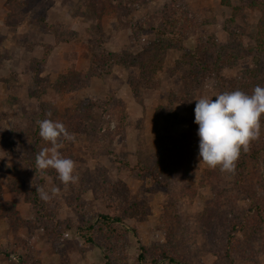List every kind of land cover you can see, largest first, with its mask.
<instances>
[{
  "label": "rangeland",
  "instance_id": "obj_1",
  "mask_svg": "<svg viewBox=\"0 0 264 264\" xmlns=\"http://www.w3.org/2000/svg\"><path fill=\"white\" fill-rule=\"evenodd\" d=\"M169 1L150 0L135 7L130 19L143 21ZM179 3L195 15L196 23L181 48L167 51L163 67L149 77L154 84L146 87L137 62L139 53L154 39L153 32L139 35L122 26L110 7L101 14L95 12L89 0H30L26 7L0 0V264H135L142 246L177 248L189 264L218 262L217 251L222 247L217 250L216 242L223 246L224 241L218 229L203 225L202 217L213 199L238 194V170L227 173L217 167L211 173L201 160L192 159L187 173L167 166L158 170L159 184L140 179L124 163L154 166L167 153H183L179 142L186 147L185 153L198 152L199 142L187 138L188 127L182 119L191 116L198 98L215 99L219 87L215 76L203 81L187 78L194 60L191 53L198 40L209 34L226 44L225 25L236 32L242 50L255 46L261 14L242 6L241 17L233 21V9L241 0H231L230 5L221 0ZM41 16L53 26L37 23ZM102 47L128 53L130 59L112 64L102 78L90 76L93 56ZM256 60L249 53L226 66L222 75L240 77ZM71 70L87 74V80L78 78L77 84L65 86ZM111 96L116 105L112 103L109 110L93 103ZM121 102L125 111L117 105ZM49 112L51 117L46 115ZM78 113L88 130L73 133L75 141H64L61 152L75 161L79 180L64 185L54 169H35L36 154L50 146L40 137L37 121L59 120L68 130V120ZM111 152L124 163H118ZM246 170L253 176L258 170L264 174L263 166L254 163ZM100 177L109 184L123 183L129 201L148 204L143 219L125 221V241L109 257L100 243H88L80 235L81 226L93 224L109 211L94 192ZM37 187L49 191L51 199L45 201L40 193L38 198ZM53 187L59 189L54 195ZM241 195L234 203L236 213L252 204ZM223 208L232 214L229 205ZM168 220L173 221L172 235ZM252 246L238 255L236 264H264V249L258 243Z\"/></svg>",
  "mask_w": 264,
  "mask_h": 264
},
{
  "label": "trees",
  "instance_id": "obj_2",
  "mask_svg": "<svg viewBox=\"0 0 264 264\" xmlns=\"http://www.w3.org/2000/svg\"><path fill=\"white\" fill-rule=\"evenodd\" d=\"M12 1L21 7L30 5V0ZM148 1L150 0H89V4L95 12L101 14L105 7H110L122 26L133 28L136 33L139 34L140 32L139 35L145 31L153 32L154 39L144 48V51L139 53L137 62V67L144 76L140 81L146 87L154 84L153 78L150 79L149 77L154 76L163 67L167 51L172 48H181L183 39L196 23L195 15L183 7L179 0H170L167 7L161 8L157 13L149 15L143 21L138 20L134 23L130 18L134 14L135 7H139ZM230 2L231 0H221L224 5H230ZM242 6L257 10L261 14L254 37L255 46L244 47L245 50H242L243 47L236 42V32L230 26L225 25L226 30L229 32V40L226 44L219 43L214 34H209L206 38L198 40L194 51L191 53L194 58L192 69L190 72H186L190 81H193L195 77L203 81L215 76L218 79L219 93L239 89L251 94L255 86H264V0H241V4L233 9V21L241 17ZM36 22L46 28L53 26V24L46 22L43 16ZM249 53H252L254 58L257 59L251 69L244 71L240 77L227 78L222 75V71L226 66L235 63L240 57L248 56ZM129 59L128 53L112 52L102 47L93 56V66L89 75L102 78L110 72L112 64H125ZM78 78L87 80L88 75L71 70L63 83H65V86L67 83L77 84ZM140 81H137V84H141ZM187 81L185 80L186 83ZM93 103L109 110L112 103L116 105V99L111 96L104 101L96 99ZM117 105L122 110L124 109L122 102ZM194 105L196 106V104ZM182 121L188 127L187 138L191 142H200L199 125L195 122V111L193 110L191 116L189 118L184 117ZM261 124L260 138L252 141L247 152L242 150L236 162L237 175L241 180L240 188L237 190L238 194L229 197V199L224 197L213 199V204L211 203L206 208L202 217L203 225L210 228V230L218 229L222 236L221 239L224 241L223 246H219V242H216L217 250L220 247L222 248L217 251L219 259L215 264H236L238 255L251 250L250 247H253V243H258L264 249V174L258 170L253 176L249 175L246 170L250 163L257 164L259 168L262 166L264 168V116H262ZM68 127V131L72 133H82L88 130L87 122L79 113L68 120ZM178 148L183 153L178 154L179 152L176 150L167 153L154 166H146L142 163L132 166L130 163H124L113 152H111V155L118 163H124L125 168L135 171L140 179H149L160 184L161 178H159L160 172L158 170H161L164 166L178 169L180 173H187L190 160H200L199 150L197 153H185L184 148L186 147L182 142H179ZM210 172H215V169L210 170ZM216 175L218 177L219 173L217 172ZM93 188L95 194L104 199L109 211L101 213L98 220L93 224L81 226L80 235L88 243H100L107 250L106 256L109 257L111 253L117 252L125 241L128 231V228L124 225L125 221L130 218L143 219L148 214V204L140 199L139 201H129L123 183L109 184L104 177H100ZM37 194L39 198V192ZM238 195L247 197L252 204L249 208L236 213L234 203ZM38 198H35V200H38ZM223 205H229L232 214L225 211ZM171 220H168L166 224L169 226V234L172 235L170 228L173 221ZM53 229L56 231L54 226ZM177 250V248L169 250L168 248L157 247L151 249L142 246L135 264H189L186 257L180 255Z\"/></svg>",
  "mask_w": 264,
  "mask_h": 264
},
{
  "label": "clouds",
  "instance_id": "obj_3",
  "mask_svg": "<svg viewBox=\"0 0 264 264\" xmlns=\"http://www.w3.org/2000/svg\"><path fill=\"white\" fill-rule=\"evenodd\" d=\"M194 111L195 122L199 125L200 160L211 169L219 167L221 172L233 173L242 150L247 152L252 141L261 136L264 86H255L251 94L237 89L219 93L215 99L202 96L197 99ZM46 115L51 117V112ZM37 124L40 137L50 146L36 154L35 169L41 172L54 169L57 179L64 185L77 183L75 161L61 152L64 141L74 142L75 134L59 120L46 118ZM36 190L45 201L51 199L49 191L42 187ZM58 190L53 187L50 192L54 195Z\"/></svg>",
  "mask_w": 264,
  "mask_h": 264
}]
</instances>
